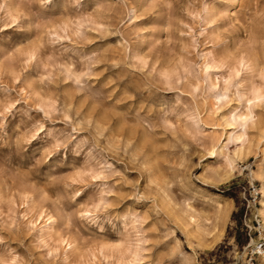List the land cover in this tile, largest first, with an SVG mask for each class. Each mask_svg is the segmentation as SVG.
Instances as JSON below:
<instances>
[{
	"label": "rangeland",
	"instance_id": "rangeland-1",
	"mask_svg": "<svg viewBox=\"0 0 264 264\" xmlns=\"http://www.w3.org/2000/svg\"><path fill=\"white\" fill-rule=\"evenodd\" d=\"M47 4L0 0V264H248L264 239V0ZM73 139L80 163L41 173ZM93 174L107 183L77 203ZM101 202L110 215L81 219Z\"/></svg>",
	"mask_w": 264,
	"mask_h": 264
},
{
	"label": "snow or ice",
	"instance_id": "snow-or-ice-1",
	"mask_svg": "<svg viewBox=\"0 0 264 264\" xmlns=\"http://www.w3.org/2000/svg\"><path fill=\"white\" fill-rule=\"evenodd\" d=\"M62 2H63V0H54V3L56 4L55 11H59V5ZM46 4H47V0H46ZM51 12H53L52 5L51 4H47V13H51ZM24 23H30V21L25 20ZM30 34H31L30 31H23L22 30L21 32L16 33V34L13 35V42H15L17 40L24 39ZM68 54L71 55L72 54V50H69ZM37 70H38L37 68H33V70L30 71L28 73V75L35 74V72ZM214 74L219 75L220 73H214ZM236 76L243 78L242 74L240 72H237ZM234 83H238V81H236ZM169 96H171V94H169ZM261 99H264V97H262ZM150 102H154V101H150ZM253 103H254V101H252V100L248 101L249 105H252ZM18 107H19L18 105H12L8 109H5V113L8 114L6 126H7L8 131L11 133V135L15 134L12 131V129H13V126L17 124V121H24L25 120L24 115L17 111ZM232 107H235V105L229 106L226 109V111H229V112L232 111ZM241 110H242V104H241ZM39 112H42V110L38 109L37 113H39ZM0 115H4V113H0ZM30 115H32L33 118H35L36 114H30ZM49 119H51V118L49 116L45 115V120L47 121ZM65 120L69 121L70 117H65ZM26 122L27 123H31L32 121H31V119H29ZM58 126L59 125L56 122H53V123H50V124H46L44 127H41L39 132L37 133V135L35 137H33V139L31 141H29L27 152L25 153V155L28 156V162H30L33 157L38 156L40 154V149L43 147V145L45 143L48 142L50 136L54 134V133H50L48 131V129L49 128L55 129ZM72 143H75V139H73L67 145V148L64 149V151H66V157H65V159L62 162L63 165H64L63 167H60V166L57 165V161L59 160L58 152L60 151V150H58L57 154L49 157V159L43 163V165H42V167L40 169L41 173H43L45 169L51 170L54 166H55L56 172H64V171L68 170V160L69 159H73L76 164H79L80 160L82 158V153L81 154H76L75 156H73V154L71 152V144ZM262 147H264V145H262ZM7 150H8L7 148L0 149V155H2ZM216 162H219V161H217V160L205 161V163H216ZM84 175H85V177H87L89 174L88 173H84ZM73 183L75 184V181ZM105 183H107V182L105 181L104 177L98 176V175H94V174L91 175L90 183L83 184L82 191L78 192L76 194V202L78 203L80 200H84L85 197H88L90 193L92 194L93 199H95L97 187L99 185L105 184ZM140 183H141V186H142L143 181H141ZM233 183H234V181H233ZM128 203H134V202L133 201H129ZM72 206H74V205H72ZM134 206L135 207H141V208L144 207V205H142V204H137V205H134ZM96 208L98 209L97 215H93V213H91V212H81L80 213L81 219L82 220H88V221H95V220H98V219H103L105 215H110V211L109 210H105L103 215L99 214V210L104 208V205H103L102 202L100 204H97ZM119 211H123V206L119 209ZM62 223H63V218L62 217H60V218H58L57 220H54V221H49L48 225H43L41 222H38V224H40V229L41 230L43 228H45V227H48V228H51V227L59 228V227H61ZM253 235H256V233L254 232ZM260 242L264 243V240H262ZM48 255L51 256L52 253L49 252ZM209 255H211V253H209ZM154 258H155V253H153V259ZM148 264H150V262H148Z\"/></svg>",
	"mask_w": 264,
	"mask_h": 264
},
{
	"label": "built area",
	"instance_id": "built-area-1",
	"mask_svg": "<svg viewBox=\"0 0 264 264\" xmlns=\"http://www.w3.org/2000/svg\"><path fill=\"white\" fill-rule=\"evenodd\" d=\"M255 194H256V191H254V196ZM261 252H264V243H261L260 241H258L254 248L249 249L248 256H247L248 264H252V260H253L252 258L254 257V254L261 253Z\"/></svg>",
	"mask_w": 264,
	"mask_h": 264
},
{
	"label": "bare ground",
	"instance_id": "bare-ground-1",
	"mask_svg": "<svg viewBox=\"0 0 264 264\" xmlns=\"http://www.w3.org/2000/svg\"><path fill=\"white\" fill-rule=\"evenodd\" d=\"M244 118H245V117H244ZM239 122H240V121H239ZM240 123H241V122H240ZM228 138H229V137H228ZM230 138H231V137H230ZM230 138H229V139H230ZM239 148H240V146H239ZM239 148H238V149H239Z\"/></svg>",
	"mask_w": 264,
	"mask_h": 264
}]
</instances>
